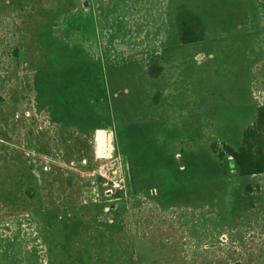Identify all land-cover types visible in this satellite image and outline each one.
<instances>
[{
	"label": "rangeland",
	"instance_id": "374dc122",
	"mask_svg": "<svg viewBox=\"0 0 264 264\" xmlns=\"http://www.w3.org/2000/svg\"><path fill=\"white\" fill-rule=\"evenodd\" d=\"M248 12L264 0H0V264H264V173L224 149L264 105Z\"/></svg>",
	"mask_w": 264,
	"mask_h": 264
},
{
	"label": "trees",
	"instance_id": "16d2710c",
	"mask_svg": "<svg viewBox=\"0 0 264 264\" xmlns=\"http://www.w3.org/2000/svg\"><path fill=\"white\" fill-rule=\"evenodd\" d=\"M177 27L183 43H193L204 38L203 22L187 8L179 9ZM150 68L152 76H157L161 71V67L152 70L151 65ZM212 148L219 157L224 155V152L217 151L214 144ZM224 149L232 157L241 175L264 173V105L258 106L255 122L244 130L241 146L236 149L225 144Z\"/></svg>",
	"mask_w": 264,
	"mask_h": 264
},
{
	"label": "crops",
	"instance_id": "0c3cea01",
	"mask_svg": "<svg viewBox=\"0 0 264 264\" xmlns=\"http://www.w3.org/2000/svg\"><path fill=\"white\" fill-rule=\"evenodd\" d=\"M255 4H256V3H255ZM256 6L259 7V4H256ZM253 15H254V14H253ZM253 15H252L251 13L248 12V14H247V16H246L247 20L250 21V22H253V20H254V21H257V20L259 19V21H261L262 18H264V16L261 15V14L258 15V18H254ZM152 19H154V21H160V20H161V18H160L159 16H157V15L154 16V17H152ZM261 22H262V21H261ZM155 31H156V29H154L153 33H154ZM154 35L157 36V37L161 40V41L159 42V48H158V50L155 52V55L161 57V58H160V62H161V63H160V65H159V67H161V71H160V73H159L157 76H154V77H163V78H165L167 72H169V68H171V67L180 68L181 65H180V64H175V65L168 64V63H169V62H167L168 60L165 59L164 56H162V52L164 51L163 46L165 45V41H166V37H167L165 31H164L163 34H160V31H159L158 33H155ZM262 35H263V39H264V34H262ZM179 39H180V38H179ZM182 43H183V42H182ZM170 72H171V71H170Z\"/></svg>",
	"mask_w": 264,
	"mask_h": 264
}]
</instances>
